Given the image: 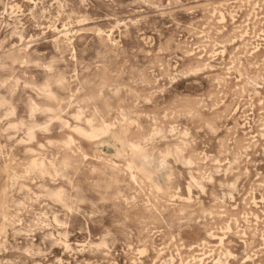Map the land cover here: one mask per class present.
Here are the masks:
<instances>
[{
    "label": "rangeland",
    "instance_id": "1",
    "mask_svg": "<svg viewBox=\"0 0 264 264\" xmlns=\"http://www.w3.org/2000/svg\"><path fill=\"white\" fill-rule=\"evenodd\" d=\"M0 264H264V0H0Z\"/></svg>",
    "mask_w": 264,
    "mask_h": 264
},
{
    "label": "bare ground",
    "instance_id": "2",
    "mask_svg": "<svg viewBox=\"0 0 264 264\" xmlns=\"http://www.w3.org/2000/svg\"><path fill=\"white\" fill-rule=\"evenodd\" d=\"M101 129V128H100ZM83 130V129H82ZM81 130V131H82ZM85 132V131H84ZM87 134H89V133H87ZM91 135H96V131H92V133H90ZM89 134V135H90ZM114 135V134H113ZM72 139V138H71ZM117 142V141H116ZM187 143V142H186ZM116 144V143H115ZM137 145H139V144H137ZM134 148H135V150L137 149L138 150V154H139V156L140 157H137V159H138V163L140 164V167H141V170L142 171H144V173L145 172H149L150 170H149V168L146 166V165H144V164H146L145 162H147V155H146V153L143 151V150H141L140 148H139V146H135L134 145ZM136 150V151H137ZM150 155V154H149ZM152 156V155H151ZM168 156V154L166 155V157ZM156 159V158H155ZM164 159V158H163ZM151 160V159H150ZM163 162V161H162ZM155 163V162H154ZM165 170V169H164ZM142 171H140V172H142ZM161 172V171H160ZM166 172V171H165ZM164 172H162V174H163ZM167 173V172H166ZM141 174H143V173H141ZM153 175V174H152ZM157 175V174H156ZM163 176H165V173H164V175ZM145 177V176H144ZM158 181V180H157ZM158 183V182H157ZM154 184V183H153ZM158 184H160V183H158ZM161 185V184H160ZM156 186V185H155Z\"/></svg>",
    "mask_w": 264,
    "mask_h": 264
}]
</instances>
